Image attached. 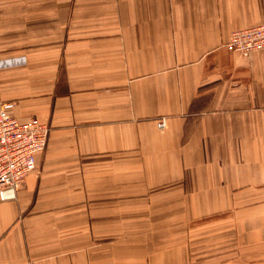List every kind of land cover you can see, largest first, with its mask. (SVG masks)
<instances>
[{
    "label": "crops",
    "instance_id": "obj_1",
    "mask_svg": "<svg viewBox=\"0 0 264 264\" xmlns=\"http://www.w3.org/2000/svg\"><path fill=\"white\" fill-rule=\"evenodd\" d=\"M261 24L264 0H0V102L50 127L0 264H264V50L227 47Z\"/></svg>",
    "mask_w": 264,
    "mask_h": 264
},
{
    "label": "built area",
    "instance_id": "obj_2",
    "mask_svg": "<svg viewBox=\"0 0 264 264\" xmlns=\"http://www.w3.org/2000/svg\"><path fill=\"white\" fill-rule=\"evenodd\" d=\"M227 47L244 56L264 50V24L234 31ZM24 63V61H20ZM1 67V65H0ZM15 103L0 102V200H14L26 178L37 169V157L48 144L50 127L37 118L20 122L13 114ZM166 121L158 122L164 129Z\"/></svg>",
    "mask_w": 264,
    "mask_h": 264
}]
</instances>
